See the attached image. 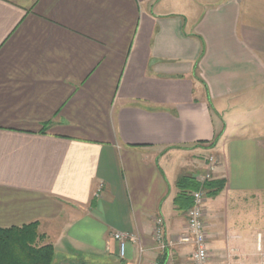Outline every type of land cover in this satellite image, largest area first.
Masks as SVG:
<instances>
[{
	"label": "crops",
	"instance_id": "crops-1",
	"mask_svg": "<svg viewBox=\"0 0 264 264\" xmlns=\"http://www.w3.org/2000/svg\"><path fill=\"white\" fill-rule=\"evenodd\" d=\"M221 132L208 264H259L264 0H0V229L54 264H193L177 181Z\"/></svg>",
	"mask_w": 264,
	"mask_h": 264
},
{
	"label": "trees",
	"instance_id": "trees-1",
	"mask_svg": "<svg viewBox=\"0 0 264 264\" xmlns=\"http://www.w3.org/2000/svg\"><path fill=\"white\" fill-rule=\"evenodd\" d=\"M221 136L222 132L209 145L215 147ZM225 186L224 179H212L202 186L193 176L183 175L177 181L179 193L174 203L179 210L187 212L193 204L194 192L203 188L206 196L213 198L218 196ZM44 240L45 236L39 232L37 223L0 229V264H54V246L44 244Z\"/></svg>",
	"mask_w": 264,
	"mask_h": 264
},
{
	"label": "built area",
	"instance_id": "built-area-1",
	"mask_svg": "<svg viewBox=\"0 0 264 264\" xmlns=\"http://www.w3.org/2000/svg\"><path fill=\"white\" fill-rule=\"evenodd\" d=\"M218 166V160L215 157L210 159L209 170L215 171ZM211 179V174L206 178L197 179L203 186L205 182ZM206 191L202 188L192 194L193 204L187 211V232L182 237V242L192 244L194 251L192 253L193 264H208L210 250L208 247V231L205 221V197ZM205 197V198H204ZM156 234L159 242L164 244V221L162 218L156 220ZM114 238L120 243V255L125 256L127 241L130 238L128 234L116 233ZM258 252L260 256L259 264H264V236H258Z\"/></svg>",
	"mask_w": 264,
	"mask_h": 264
},
{
	"label": "rangeland",
	"instance_id": "rangeland-1",
	"mask_svg": "<svg viewBox=\"0 0 264 264\" xmlns=\"http://www.w3.org/2000/svg\"><path fill=\"white\" fill-rule=\"evenodd\" d=\"M208 148H212L211 145H199V146H195V148L193 149V151H195L194 154L196 156H194V158L198 162L199 161L206 162L207 163V166H208V164H210V159L212 157H215L218 160V164H219L220 163V160L218 159V156L216 154L210 155V154H208V153L205 152V150L208 149ZM190 151H192V150H190ZM209 173L211 174V179L210 180L215 179V177H214L215 171L212 172L211 170H209V167H207V170L203 174H200V173L196 174L197 175V178L196 179L206 178L207 174H209ZM205 197L208 198L206 196V194H205ZM186 215H187V212H186ZM186 218H187V216H186Z\"/></svg>",
	"mask_w": 264,
	"mask_h": 264
}]
</instances>
